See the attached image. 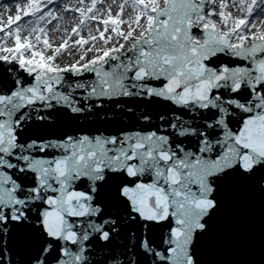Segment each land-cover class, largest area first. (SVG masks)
Returning a JSON list of instances; mask_svg holds the SVG:
<instances>
[{
  "label": "snow or ice",
  "instance_id": "obj_1",
  "mask_svg": "<svg viewBox=\"0 0 264 264\" xmlns=\"http://www.w3.org/2000/svg\"><path fill=\"white\" fill-rule=\"evenodd\" d=\"M0 264H264V0L0 2Z\"/></svg>",
  "mask_w": 264,
  "mask_h": 264
},
{
  "label": "water",
  "instance_id": "obj_2",
  "mask_svg": "<svg viewBox=\"0 0 264 264\" xmlns=\"http://www.w3.org/2000/svg\"><path fill=\"white\" fill-rule=\"evenodd\" d=\"M258 219V217H257ZM219 259H229V258H232L227 252H221L218 257Z\"/></svg>",
  "mask_w": 264,
  "mask_h": 264
},
{
  "label": "bare ground",
  "instance_id": "obj_3",
  "mask_svg": "<svg viewBox=\"0 0 264 264\" xmlns=\"http://www.w3.org/2000/svg\"><path fill=\"white\" fill-rule=\"evenodd\" d=\"M0 2H2V3H12L11 0H5V1H1V0H0Z\"/></svg>",
  "mask_w": 264,
  "mask_h": 264
},
{
  "label": "rangeland",
  "instance_id": "obj_4",
  "mask_svg": "<svg viewBox=\"0 0 264 264\" xmlns=\"http://www.w3.org/2000/svg\"><path fill=\"white\" fill-rule=\"evenodd\" d=\"M1 1H5V0H1ZM12 1V0H11Z\"/></svg>",
  "mask_w": 264,
  "mask_h": 264
}]
</instances>
